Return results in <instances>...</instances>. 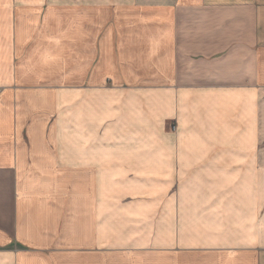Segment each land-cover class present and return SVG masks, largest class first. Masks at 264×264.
Masks as SVG:
<instances>
[{"label": "crops", "instance_id": "0c3cea01", "mask_svg": "<svg viewBox=\"0 0 264 264\" xmlns=\"http://www.w3.org/2000/svg\"><path fill=\"white\" fill-rule=\"evenodd\" d=\"M0 264H264V0H0Z\"/></svg>", "mask_w": 264, "mask_h": 264}, {"label": "rangeland", "instance_id": "374dc122", "mask_svg": "<svg viewBox=\"0 0 264 264\" xmlns=\"http://www.w3.org/2000/svg\"><path fill=\"white\" fill-rule=\"evenodd\" d=\"M77 81V80H76ZM75 81L74 80H72V83H74ZM56 87L57 86H60V85H55ZM61 112H62V109L60 110ZM57 113V115L56 116H58V112H56ZM168 126L172 129V130H176L177 129V122H176V119H170L169 121H168ZM175 183H176V181H175ZM176 185L174 186V191H176Z\"/></svg>", "mask_w": 264, "mask_h": 264}]
</instances>
